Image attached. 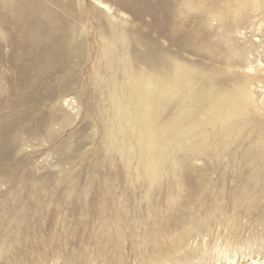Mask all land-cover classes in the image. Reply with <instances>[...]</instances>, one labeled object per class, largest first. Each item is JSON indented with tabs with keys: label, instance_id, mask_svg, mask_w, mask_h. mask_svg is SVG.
<instances>
[{
	"label": "rangeland",
	"instance_id": "1",
	"mask_svg": "<svg viewBox=\"0 0 264 264\" xmlns=\"http://www.w3.org/2000/svg\"><path fill=\"white\" fill-rule=\"evenodd\" d=\"M174 62L189 94L136 119L128 86ZM244 75L264 0H0V264H264V87L228 143L153 149L155 178L139 148Z\"/></svg>",
	"mask_w": 264,
	"mask_h": 264
},
{
	"label": "bare ground",
	"instance_id": "2",
	"mask_svg": "<svg viewBox=\"0 0 264 264\" xmlns=\"http://www.w3.org/2000/svg\"><path fill=\"white\" fill-rule=\"evenodd\" d=\"M249 72H254L251 67L249 68ZM255 83L264 87V76L244 75L229 92L221 91L218 86H215V81L210 80L209 95L203 101V104L205 103L206 105V107L204 106L206 111H209L208 115L202 116V120L197 122V119L195 120L192 118V114L188 109L190 106H188V108L186 106H180L172 123L165 126L163 125L161 128V134L163 131L164 134H166L164 146L161 145L160 141L157 142L154 140L155 134L152 126L147 127L144 125V131H141L142 136H140L141 141H139V144L141 142L144 146H139V148H143L141 150L143 153L142 156L145 159V161L144 159L143 161L152 177H156L155 172H157L159 168L157 165L150 168V164L153 162V157L151 155L153 149H169V147L172 148L173 146L180 147L184 142L197 140L195 135L198 132L202 134V139H206L204 129H206L207 126L213 128L212 136L219 144L224 142L228 143L232 135L238 138L243 131V127L251 123V121L248 120L241 121V118L245 116L247 110L252 105L251 87ZM190 84L191 79L188 77L186 69L182 68L176 62H174V67L162 74L158 80L152 77H145L142 81L131 83L127 89L130 98L128 99L129 102H131L132 105L133 103L136 105L135 109L139 108L138 103L143 105V110L141 109L142 112H136L137 115L135 118L141 117L144 123H149L150 117L153 114L155 115L154 111L162 109L170 101L179 102L182 97L187 96L190 92ZM125 90L126 89H124V91ZM194 97H197L196 93L191 96V99H195ZM115 102L120 104L118 98H116ZM120 106L121 105H118V107ZM124 110H122L125 116L124 118H126V123L130 125L131 112L128 108ZM185 119H187V121H185ZM133 129L134 124L129 131L131 132ZM122 131L125 132V130ZM168 132L171 134L168 135ZM211 149L214 148L211 147ZM215 149H217V147Z\"/></svg>",
	"mask_w": 264,
	"mask_h": 264
}]
</instances>
